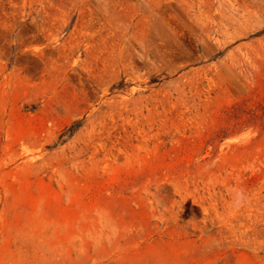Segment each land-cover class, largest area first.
Instances as JSON below:
<instances>
[{
    "label": "rangeland",
    "instance_id": "374dc122",
    "mask_svg": "<svg viewBox=\"0 0 264 264\" xmlns=\"http://www.w3.org/2000/svg\"><path fill=\"white\" fill-rule=\"evenodd\" d=\"M0 264H264V0H0Z\"/></svg>",
    "mask_w": 264,
    "mask_h": 264
}]
</instances>
